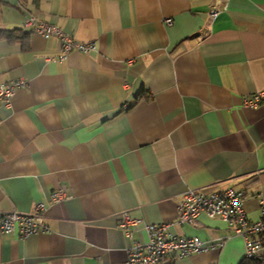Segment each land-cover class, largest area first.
Listing matches in <instances>:
<instances>
[{
  "label": "crops",
  "instance_id": "crops-1",
  "mask_svg": "<svg viewBox=\"0 0 264 264\" xmlns=\"http://www.w3.org/2000/svg\"><path fill=\"white\" fill-rule=\"evenodd\" d=\"M0 84L25 80L0 103V208L51 203L50 233L0 235V264H128L135 241L122 213L175 223L184 193L232 187L252 221L264 201V0H0ZM216 12L214 19L210 14ZM29 15L91 53L24 29ZM172 19V23L166 21ZM176 238L223 248L158 264H240L244 240L201 214ZM264 257V250H263Z\"/></svg>",
  "mask_w": 264,
  "mask_h": 264
},
{
  "label": "built area",
  "instance_id": "built-area-1",
  "mask_svg": "<svg viewBox=\"0 0 264 264\" xmlns=\"http://www.w3.org/2000/svg\"><path fill=\"white\" fill-rule=\"evenodd\" d=\"M217 13L210 17L214 19ZM172 23V19L166 21ZM33 34L49 39L57 38L61 43V58L72 51L91 53L96 50L94 43H83L66 34L61 28L37 20L29 15L23 24ZM27 86L25 80L0 84V103L10 106L11 101L19 89ZM264 103V90L258 91L244 99L248 108H257ZM66 199L61 190L52 194L51 203L38 202L30 213L19 211H5L0 208V235L17 234L25 239L32 235L50 233L47 223V213L51 204L61 203ZM243 192L232 187L207 192L205 188L188 189L179 205V216L175 223L149 224L142 219L133 218L129 213H122L119 228L132 239L135 231H143L147 235L146 241H135L128 250V264H158L167 257L184 258L194 254L223 248L225 240L207 243L200 238H176L171 234L174 225H193L201 214L210 219H220L233 231L235 237L242 238L245 245V257L249 259H263L264 250V201L260 200V218L250 220L245 206Z\"/></svg>",
  "mask_w": 264,
  "mask_h": 264
},
{
  "label": "trees",
  "instance_id": "trees-1",
  "mask_svg": "<svg viewBox=\"0 0 264 264\" xmlns=\"http://www.w3.org/2000/svg\"><path fill=\"white\" fill-rule=\"evenodd\" d=\"M3 9V3L0 2V15ZM24 30L22 29L21 31H3L0 29V37H6L9 40H14L18 37V34L23 32ZM240 264H264V258L263 259H249V258H244Z\"/></svg>",
  "mask_w": 264,
  "mask_h": 264
}]
</instances>
